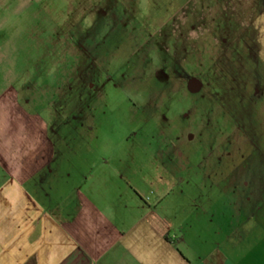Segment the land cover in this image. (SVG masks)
Returning a JSON list of instances; mask_svg holds the SVG:
<instances>
[{"label":"rangeland","instance_id":"1","mask_svg":"<svg viewBox=\"0 0 264 264\" xmlns=\"http://www.w3.org/2000/svg\"><path fill=\"white\" fill-rule=\"evenodd\" d=\"M4 75L73 147L61 157L165 154L264 205V0H0Z\"/></svg>","mask_w":264,"mask_h":264},{"label":"crops","instance_id":"2","mask_svg":"<svg viewBox=\"0 0 264 264\" xmlns=\"http://www.w3.org/2000/svg\"><path fill=\"white\" fill-rule=\"evenodd\" d=\"M5 76L0 264H264V220L251 222L264 219L261 192L221 191L218 177L206 191L205 177L180 176L165 154L132 167L61 157L73 147ZM232 182L250 184L244 174Z\"/></svg>","mask_w":264,"mask_h":264}]
</instances>
